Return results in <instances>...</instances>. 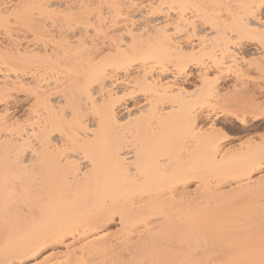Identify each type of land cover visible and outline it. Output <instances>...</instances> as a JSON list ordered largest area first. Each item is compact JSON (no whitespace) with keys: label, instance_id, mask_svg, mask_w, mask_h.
Returning <instances> with one entry per match:
<instances>
[{"label":"bare ground","instance_id":"6f19581e","mask_svg":"<svg viewBox=\"0 0 264 264\" xmlns=\"http://www.w3.org/2000/svg\"><path fill=\"white\" fill-rule=\"evenodd\" d=\"M263 196L264 0H0V264H264Z\"/></svg>","mask_w":264,"mask_h":264},{"label":"rangeland","instance_id":"374dc122","mask_svg":"<svg viewBox=\"0 0 264 264\" xmlns=\"http://www.w3.org/2000/svg\"><path fill=\"white\" fill-rule=\"evenodd\" d=\"M237 125H236V123H232V124H228L224 129H225V132L227 133V134H229V135H235V131H234V129H235V127H236ZM258 132L260 133V132H262V129L260 128L259 130H258ZM259 194H261V192L259 193ZM264 197V196H263ZM263 199V198H262ZM261 199V200H262ZM263 201H264V199H263ZM262 203H264V202H260V204H262ZM262 205H264V204H262ZM262 205H260L261 207H262ZM264 207V206H263Z\"/></svg>","mask_w":264,"mask_h":264}]
</instances>
